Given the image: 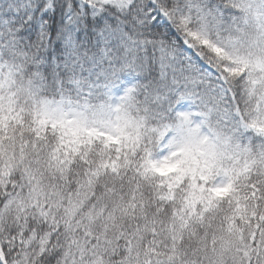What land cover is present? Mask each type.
<instances>
[{"label": "snow or ice", "instance_id": "1", "mask_svg": "<svg viewBox=\"0 0 264 264\" xmlns=\"http://www.w3.org/2000/svg\"><path fill=\"white\" fill-rule=\"evenodd\" d=\"M0 264H264V0H0Z\"/></svg>", "mask_w": 264, "mask_h": 264}]
</instances>
